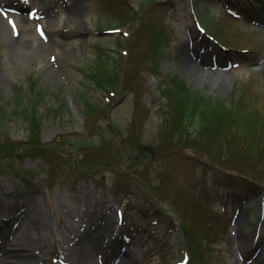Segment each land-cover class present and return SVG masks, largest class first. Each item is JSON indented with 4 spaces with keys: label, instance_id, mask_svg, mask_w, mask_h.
I'll use <instances>...</instances> for the list:
<instances>
[{
    "label": "rangeland",
    "instance_id": "374dc122",
    "mask_svg": "<svg viewBox=\"0 0 264 264\" xmlns=\"http://www.w3.org/2000/svg\"><path fill=\"white\" fill-rule=\"evenodd\" d=\"M131 1L0 0V165L9 167H0V264H264L260 207L213 181L222 167L204 153H220V140L205 143L197 115L188 130L165 129L177 75L264 130V0H245L238 18L227 0ZM114 28L129 34L105 32ZM215 54L237 63L214 80ZM34 80L39 144L27 148L16 88L27 99ZM131 145L134 155L139 146L174 157L129 168L133 154H118ZM220 154L218 165L259 169L249 151ZM262 192L251 199L264 206ZM156 199L161 214L141 211ZM26 213L35 220L22 221Z\"/></svg>",
    "mask_w": 264,
    "mask_h": 264
},
{
    "label": "trees",
    "instance_id": "16d2710c",
    "mask_svg": "<svg viewBox=\"0 0 264 264\" xmlns=\"http://www.w3.org/2000/svg\"><path fill=\"white\" fill-rule=\"evenodd\" d=\"M112 76H114V73H112ZM168 83L169 91L166 94L168 95L169 110L167 112V121L165 124V129L166 127H169L173 128L176 131L177 128L182 127L183 129L188 130L190 128V122L185 118L189 119L192 115L199 116L201 118L200 123L199 121H197L196 125L198 124L197 129L200 132L199 136L205 141V143L208 142L205 139L217 138V140H220L221 142L220 146L222 149L220 148V153L222 150H226V152L228 151L230 154L237 155L240 157L248 156L246 155V152L249 151L252 154L250 156H253L254 158V162L252 165L255 167L259 165V169L258 171H256V173H251L247 171V168L239 169L238 167H233V161L229 165H218V160L220 161L218 157L223 154L209 153V151H206L204 154L211 159V161L213 162L212 165L215 164L217 166L222 167L220 169H212L213 181L222 186L235 188L241 187V189L249 191L253 189L255 190V192L261 193L264 189V187L260 185V182H262V178H264V153L259 148V145L262 141H264V130L262 124L263 122H252L247 116L248 112H246V115L244 113L242 114L241 109H239L235 103L227 101L228 106H226L224 101L220 102L216 100L214 103H212L214 100H211L210 96L205 98L203 96L198 95V93L193 92V90H191L186 85V81L177 75H173L171 78H169ZM36 84L37 83L35 82V80L31 81L28 91L29 98L27 99L23 95V93H21V88H16V94L18 97L15 99L17 105L15 113H18L22 115L25 119H27L28 124L30 126L29 129L31 132V136L24 143L27 145V148H29L33 144H39V142H37V137L34 136L35 130L37 127H39L40 124L36 109L38 100L36 98V95L38 94V91H36ZM91 106L92 104L87 105L86 107L92 108ZM251 132H253V135L252 139L249 140L248 137L250 136L248 134ZM247 144L249 146L248 151L244 149V145ZM131 146L132 147H130V149L132 148L133 152L127 151L126 148L122 147L119 148L118 154L121 161L126 156L129 157L131 153L133 154L134 158L130 159L132 163L130 164L129 168L140 167L141 164L139 165L136 162L139 159L142 161H146L148 159L151 160L152 157L156 156L158 157L157 159L164 160L167 158V156L174 157V152L169 154H166L163 151H158L159 153L152 152L151 149H144L139 146L135 147L134 155V147L133 145ZM244 150L246 151L244 152ZM4 157L5 155L1 156V159H4ZM220 158H222V156ZM1 161L2 160H0V162ZM95 165H90L88 167V165L82 161V167L92 168ZM147 165L145 164L144 166ZM4 168L6 169L9 167L5 165ZM145 172L147 171H140L138 173V177L130 173H127V175L132 176L131 179L135 180V178L138 179L140 178V176L144 178L143 176H146ZM123 180L125 181V179ZM124 187L129 190L131 189V186L129 185ZM115 189V192H119L118 188ZM138 199L139 198H136V200ZM143 202L144 205L141 206V210H144L146 212H153L154 215L157 216L161 214V209L155 208L157 202H159L157 199L152 200L153 204L156 203L155 206H151L150 204L145 205L147 203L146 200H143ZM184 229L186 230V227H184ZM188 244L189 247H191L192 251H194V245L192 244L191 239Z\"/></svg>",
    "mask_w": 264,
    "mask_h": 264
},
{
    "label": "bare ground",
    "instance_id": "6f19581e",
    "mask_svg": "<svg viewBox=\"0 0 264 264\" xmlns=\"http://www.w3.org/2000/svg\"><path fill=\"white\" fill-rule=\"evenodd\" d=\"M185 58V57H184ZM186 61H189V63H190V65H192V63L193 62H191V60L189 59V58H187L186 59ZM199 72V71H198ZM204 75V74H203ZM210 77L212 78V79H218L219 77H221V76H223L224 74H222V73H210ZM205 76H207V75H205ZM204 76V77H205ZM223 78H226V77H223ZM21 219H22V221H26V220H28V219H30L32 222L35 220L34 219V217H32V215L31 214H29V213H26V217H25V219H23V216L21 217ZM262 253H264V249H263V251L261 252V254Z\"/></svg>",
    "mask_w": 264,
    "mask_h": 264
},
{
    "label": "snow or ice",
    "instance_id": "6c2138e0",
    "mask_svg": "<svg viewBox=\"0 0 264 264\" xmlns=\"http://www.w3.org/2000/svg\"><path fill=\"white\" fill-rule=\"evenodd\" d=\"M10 23H12L13 24V27H14V22L10 21Z\"/></svg>",
    "mask_w": 264,
    "mask_h": 264
},
{
    "label": "water",
    "instance_id": "95a60500",
    "mask_svg": "<svg viewBox=\"0 0 264 264\" xmlns=\"http://www.w3.org/2000/svg\"><path fill=\"white\" fill-rule=\"evenodd\" d=\"M131 2V0H129Z\"/></svg>",
    "mask_w": 264,
    "mask_h": 264
}]
</instances>
